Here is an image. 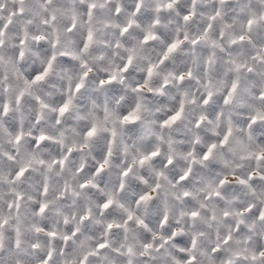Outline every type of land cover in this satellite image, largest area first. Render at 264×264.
<instances>
[{"label": "clouds", "instance_id": "9594fccd", "mask_svg": "<svg viewBox=\"0 0 264 264\" xmlns=\"http://www.w3.org/2000/svg\"><path fill=\"white\" fill-rule=\"evenodd\" d=\"M0 264H264V0H0Z\"/></svg>", "mask_w": 264, "mask_h": 264}, {"label": "snow or ice", "instance_id": "6c2138e0", "mask_svg": "<svg viewBox=\"0 0 264 264\" xmlns=\"http://www.w3.org/2000/svg\"><path fill=\"white\" fill-rule=\"evenodd\" d=\"M175 47H176V44L171 45L170 48H169V51L174 50ZM166 55H167V54H166ZM152 71H153V69H152V68H149V76H151ZM46 74H47V70H45L44 75H46ZM41 79H43V75H40V76H37V77H36V80H41ZM113 79H114V77H113ZM181 79H182V77H181ZM77 87H79V85H78ZM229 98H230V96H229ZM69 103H70V101H69ZM66 107H67V105H65V108H66ZM65 108H62V109H61V114H63ZM178 117H179V113H177L176 116L171 117V118H170V121H174L175 119H178ZM130 118H131V117H125V120L127 121V120H129ZM170 121H166L165 123H168V122H170ZM94 133H95V128H93L92 131L89 132V135H93ZM41 139H43V137H41ZM225 139H227V137H226ZM103 166H104V165H101L100 167L103 168ZM21 174H23V172H21ZM146 198H148V197H141V199H146ZM194 215H195V213H194ZM103 246H104V245H101V247H103Z\"/></svg>", "mask_w": 264, "mask_h": 264}]
</instances>
